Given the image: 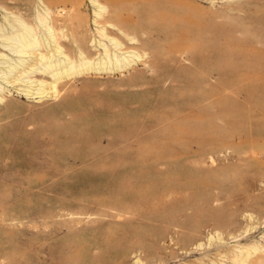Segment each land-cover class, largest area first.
Masks as SVG:
<instances>
[{"label": "rangeland", "instance_id": "1", "mask_svg": "<svg viewBox=\"0 0 264 264\" xmlns=\"http://www.w3.org/2000/svg\"><path fill=\"white\" fill-rule=\"evenodd\" d=\"M192 1L0 0L77 61L132 50L40 100L0 79V264L264 261V0Z\"/></svg>", "mask_w": 264, "mask_h": 264}, {"label": "bare ground", "instance_id": "2", "mask_svg": "<svg viewBox=\"0 0 264 264\" xmlns=\"http://www.w3.org/2000/svg\"><path fill=\"white\" fill-rule=\"evenodd\" d=\"M173 1L177 5L175 11L172 13L180 15L181 20L187 25L194 24L195 19L192 11L194 9L198 10L194 2L192 0ZM49 11L43 10V13L41 12V14L38 15L41 26L43 25L45 27L44 30L50 34V36L46 38L40 35L36 26L28 24L23 19L17 17L13 21L8 20L0 27V64H2L0 65V79L3 80L2 83L4 85H10L12 88L19 91L20 94L25 93V95L30 97L36 95V98L40 100L48 97V93L50 92H48V90H52V92L56 91L62 80L65 78L68 79L74 76L75 73L81 72L84 69H86L84 73H87L88 70V72L93 71V69L95 72H104V70L115 68L118 70L127 67L129 64L131 65L132 60L129 61L130 56L126 54L132 50L129 51L130 49L128 50L119 40L117 41V39L107 36L106 29L102 26L98 28L100 36L109 37V42L112 43L111 45H113V47L99 41L96 46L94 45V48H98L97 51H99V56L96 54L98 56L97 58H92L90 57L91 55H87L88 53L86 54L79 51L80 53L79 56L77 55V61L69 52L62 49L64 46L61 47L59 39L62 38L63 35H60L62 37H60L59 34L57 35L55 29H53L54 25L48 22L47 15ZM170 16L180 21L174 14H170ZM52 23L54 24L56 21L52 20ZM196 32L198 33V31ZM182 34L187 36L189 34V28L183 29ZM3 48H8L12 56L15 55V57L8 58V54L3 53ZM79 49L81 48L79 47ZM88 68L92 69L90 70ZM47 79H49V81ZM211 89L210 98L215 94L216 91L214 90L216 87H212ZM9 93V90H5V86H0V100L5 99ZM204 99H209V97L207 96V98L201 99L199 103L203 102ZM188 109L189 108L185 105L180 107L175 114L167 118L169 123L181 117V114ZM233 264H264V261L260 258L251 259L249 255H247L235 258Z\"/></svg>", "mask_w": 264, "mask_h": 264}]
</instances>
